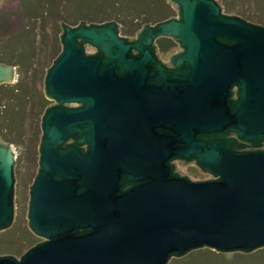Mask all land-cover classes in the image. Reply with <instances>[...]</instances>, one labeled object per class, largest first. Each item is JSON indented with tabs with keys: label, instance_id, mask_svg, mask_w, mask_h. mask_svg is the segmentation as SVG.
Returning <instances> with one entry per match:
<instances>
[{
	"label": "water",
	"instance_id": "water-1",
	"mask_svg": "<svg viewBox=\"0 0 264 264\" xmlns=\"http://www.w3.org/2000/svg\"><path fill=\"white\" fill-rule=\"evenodd\" d=\"M168 1L179 17L144 26L137 43L114 21L61 24L62 52L47 70L45 93L59 105L82 106L47 109L28 207L29 226L44 241L20 259L0 256V264H170L203 248H264V150L236 151L235 141L223 138L196 142L190 133L233 130L245 141L264 140V26L227 15L216 0ZM163 37L182 51L172 58L177 69L158 64L155 106L166 98L167 122L186 135L187 149L177 153L198 155L211 180L173 176L170 152L160 154L157 143L153 158L144 146L138 157L122 154L118 113L142 98L155 41ZM15 75V66L0 62V85L13 84ZM73 119L90 132L85 154L64 147L79 131ZM15 157L0 140V231L14 220Z\"/></svg>",
	"mask_w": 264,
	"mask_h": 264
},
{
	"label": "rangeland",
	"instance_id": "rangeland-1",
	"mask_svg": "<svg viewBox=\"0 0 264 264\" xmlns=\"http://www.w3.org/2000/svg\"><path fill=\"white\" fill-rule=\"evenodd\" d=\"M136 1L0 0V62L16 67L14 83L0 85V136L13 144L17 158L14 220L9 229L0 231V256L20 259L44 241L29 226L28 207L38 170L41 117L46 105L44 81L62 52L61 24L116 21L121 33L129 36L146 25L179 17L177 6L168 0H142L141 5ZM216 1L227 15L264 26V0ZM175 49L179 50L178 46ZM29 238L32 244L27 243ZM170 264H264V248L249 254L203 248L183 258L173 257Z\"/></svg>",
	"mask_w": 264,
	"mask_h": 264
},
{
	"label": "flooded vegetation",
	"instance_id": "flooded-vegetation-1",
	"mask_svg": "<svg viewBox=\"0 0 264 264\" xmlns=\"http://www.w3.org/2000/svg\"><path fill=\"white\" fill-rule=\"evenodd\" d=\"M140 32L141 31H139L135 35L128 36L121 34L120 31V35L124 36L127 39L128 43H137L139 40L138 35ZM176 46H178L179 50L178 49L174 50ZM86 51L88 54L97 53V49L91 46H87ZM153 51L156 58V63H152L149 67V71L147 72V78L145 82L146 84L141 90L142 98L138 99L137 103L133 101V104L130 103L128 105V103H126L127 106L122 105V107L120 108V112L118 113V121L116 123L118 128V139L121 141V144L124 145L122 141L123 142L125 141L127 144L126 147L120 145V147L121 148L124 147L125 150V152H122V154L124 157L128 155H133L135 157H138V155L140 154V149H142V147L144 146L146 147L147 154L150 155V158H153V156L155 155L154 150L157 143L160 147H162V149L160 150V154L163 151H165L166 153L167 150L170 152L166 165L167 167L172 169L173 176L178 175L180 177L188 178L192 181L211 180L213 178L212 175L204 171L198 165V160H199L198 155H194L190 159H186L185 157H182L181 154L179 155L177 153V151L178 150L181 151V149L182 151H186L187 146L184 144L186 141V135L182 136L181 132H178L175 128H172L169 122H167L166 119H168V117L165 108L166 98L163 97L162 99L163 104L161 100V102L158 101L159 103L156 104L155 106V97H156L155 90L157 91L159 90L158 87L156 86H161L162 84L160 81L156 80V77H159L160 74L156 72L158 64L161 63L163 67L168 71L177 69V66L173 63L172 58L178 53H180L182 49L175 40L171 38L163 37V38H158L155 41ZM131 52L132 55L135 56L136 58H138L140 55V52L136 50V48H133ZM179 68L182 69L185 68V66L182 65ZM122 75L124 76L125 74L123 73ZM170 76H172V74H168V77ZM45 97H46L45 99L46 105L41 117L42 135L39 145L38 170L36 176L39 174L41 170L40 148H41L42 136H43L42 123H43V117L47 109L53 106H58V107L64 106L70 109H76L82 106V104L76 102H68L64 105H59L56 100L48 98L46 93H45ZM236 100H237V95L234 93L232 96V101L234 102V104ZM144 101H147V103ZM77 122L80 123L79 119L78 121L77 120L74 121V119L72 120L73 124L74 123L77 124V128L79 129V131L77 133L71 134V136L65 142L64 147L77 146L79 147L81 153L85 154L89 151L90 146L89 143L82 141L90 136V132L85 128V126L78 125ZM187 126L188 125H183L182 127V132L184 134H186L189 129ZM190 131H191L190 133H192V137L196 142L197 141L213 142L223 138V139L234 140L236 145H233V148L236 151L264 150V140L259 143L245 141L242 140L238 136V134L233 130L227 131L224 134V136L221 137L212 134H202V132H200L199 129H196L194 127L191 128ZM184 137H185V141H183ZM0 140L3 141L1 139V136H0ZM3 142L13 146V144L10 142H5V141ZM166 165L164 164V166Z\"/></svg>",
	"mask_w": 264,
	"mask_h": 264
},
{
	"label": "trees",
	"instance_id": "trees-1",
	"mask_svg": "<svg viewBox=\"0 0 264 264\" xmlns=\"http://www.w3.org/2000/svg\"><path fill=\"white\" fill-rule=\"evenodd\" d=\"M141 2H142V0H140V1L137 0V1L135 2V4L137 5V3H139V4L141 5ZM21 66H22V64H21ZM19 72H20V74H21V71H19ZM30 239H31V238H29V241H28L27 243L32 244V242L30 241ZM247 257L249 258V255H247ZM247 257H246V258H247Z\"/></svg>",
	"mask_w": 264,
	"mask_h": 264
}]
</instances>
